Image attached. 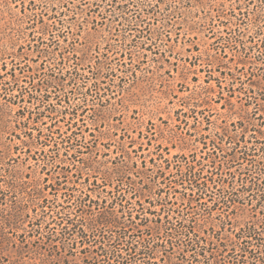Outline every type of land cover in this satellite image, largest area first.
I'll use <instances>...</instances> for the list:
<instances>
[{
    "label": "rangeland",
    "instance_id": "obj_1",
    "mask_svg": "<svg viewBox=\"0 0 264 264\" xmlns=\"http://www.w3.org/2000/svg\"><path fill=\"white\" fill-rule=\"evenodd\" d=\"M116 1L115 4L110 0H42L37 4L35 0H0V73L11 74L6 82L0 80V85L6 84L0 90V194L6 193L5 202H0V212L9 214L10 200L17 199L25 214L17 228L4 225L0 215V264H41L39 258L50 257L47 245L42 242L52 236L59 240L61 223L68 217L81 220L73 196L79 195L85 186L86 175L81 177L77 170H82V163L87 160L102 167L120 159L129 167L136 164L140 170L142 166L143 170H153L148 172L153 177L157 171L162 173L167 180L163 181L166 185L160 184L161 196L152 194L147 197L149 200L140 203L148 208V202L163 197L169 200L168 207L174 214L197 212L193 218H183L203 225L210 223L207 215L199 213L200 207L191 208L185 205L186 201L181 204L182 196L186 197L189 190L177 185V170L181 168L178 163L186 159L205 174L208 158L222 156L221 150L210 143L219 128L238 121L244 126L256 124L258 115L254 114L263 116L264 100L260 97L256 105L249 90L261 85L263 64L255 50L242 53L241 48L250 46L248 40L252 36L254 42L264 37V24L260 28L262 34L257 36V25L246 19L248 12V18L256 11L264 15V0ZM95 4L105 17L100 19L96 14L95 23L84 20V13L76 15L84 22L82 27L73 26L71 11L63 17L64 25L73 28L67 43L75 46L79 60L83 56L85 60L76 61L78 66L72 59L61 62L60 50L54 48L61 49L65 43L57 33L51 37L43 35L41 20L48 22L51 11L54 14L55 10H94ZM114 4L123 6V10L128 8L119 21L111 19ZM29 9L45 15L34 17ZM143 9L154 10L155 15L146 16L141 12ZM140 14L143 21L135 19L141 18ZM236 26L243 39L241 44L232 43L230 38ZM138 31H143L144 37L139 38L142 35ZM98 62L103 67L99 75ZM257 106L262 111L255 110ZM72 131L76 133L77 144L82 146L74 162L70 155H64L72 153V146L68 151L61 144L59 151L53 146L68 138ZM160 132L167 133L178 147L169 148L164 137L157 141ZM31 136L37 147L25 151ZM181 137L187 150L179 145ZM56 152L61 161L56 162L60 168L53 173L45 159ZM13 170L21 173L26 185L40 178L44 188L45 178L51 184L53 177L61 180L66 177V186L74 188L67 192L63 185L53 190L45 187L43 195L36 196L29 183L25 185L28 194L21 196L5 190L9 172ZM101 196L110 201L108 193ZM92 198L96 199L95 195ZM159 208L151 207L155 211ZM140 230L127 231L131 241L139 242L138 249L152 254L150 264H201L199 259L193 261L186 249L181 252L177 239L172 240L174 246L157 243L155 237H145V231ZM100 234L95 237L91 234L89 240L118 237L115 229L106 228ZM72 237L77 244L71 247L73 257L67 264H81L83 250L96 247L82 245L75 234ZM143 246L153 248L149 251ZM37 247L42 249L36 250ZM116 247L122 256H127L125 247ZM20 250L25 252L21 258L17 256ZM136 261L148 262L146 257ZM220 261L229 262L224 258Z\"/></svg>",
    "mask_w": 264,
    "mask_h": 264
},
{
    "label": "trees",
    "instance_id": "obj_2",
    "mask_svg": "<svg viewBox=\"0 0 264 264\" xmlns=\"http://www.w3.org/2000/svg\"><path fill=\"white\" fill-rule=\"evenodd\" d=\"M110 2L115 3L117 1L110 0ZM115 4L111 5L115 7V11L111 14V19L119 21L128 12V8L123 10V6ZM95 5H97V8H94V10L88 9L87 11L55 10L54 14L51 11V15L47 16L48 22L44 23L41 20V31L47 29L42 31L43 35L51 37L54 33H57L61 35L60 37L65 43L61 49L54 48L60 50L61 62L72 59L78 66L76 61L79 60L76 57L75 46L72 43H67L68 35L73 28L72 26L67 28L64 25L63 17L66 12L71 11L74 16L72 17L73 26L82 27L84 22L79 21L76 15L84 13L85 16L82 17L84 20L92 21L89 23H95L96 14L100 19L105 18L103 13L98 10L99 5ZM238 6L241 9L240 5ZM32 11L35 10L29 9V12L34 17L45 15L42 13L34 14ZM141 12L142 14L145 13L146 16L155 15L154 10L143 9ZM248 16L249 12L246 15V19H251V22L253 20V24L257 25L255 35H261L260 28L264 24V15L256 11L249 18ZM135 19L143 21V16L141 18L136 16ZM130 23L128 22V27ZM237 29L238 27L236 26L230 38L233 41L232 43L241 44L243 39L238 35ZM138 32V35H142L139 38L144 37L143 31ZM64 33L67 34L65 35ZM73 35L72 33L71 36ZM159 36L160 34L157 35V37ZM248 42L250 46L246 47L244 45L241 48V52L246 53L247 51L255 50L258 61L263 64L264 70V37L260 41L254 42V37L252 36ZM80 60H85V56L81 57ZM98 65L96 66L97 75L101 73L103 68L101 62H98ZM259 83L261 85H255L257 89H249L253 97L247 96L249 99L252 97V99L256 100V105H259L260 97H262L260 100H264V74L259 79ZM255 110L262 111L258 106ZM256 115H258L255 118L258 119L256 124L244 126L242 122L238 121L228 127L219 128V131L214 134L215 139H211L210 143L213 147L221 150L222 156L211 155L208 158V163L206 164L208 168L205 174H203L202 168L197 169L192 162H188L186 159L184 160L185 162L181 161V163H178L181 168L177 170L179 175L177 185H181L182 188L186 186V189L189 190L188 195L186 194L187 198L182 196L181 204L184 205V201H186L185 203L188 204L185 205H189L191 208L200 207L199 213L203 212L207 215L211 219L210 223L203 225L183 218L184 216L193 218L197 212L185 211V214L184 211H181V214L183 213L182 216H179L180 212L174 214L173 210L168 207L169 200L163 197L148 202L150 204L148 208L143 203H140L143 200L145 203L146 200H149L147 197L152 194L161 196L160 184L166 185L163 181L167 180L162 173L157 171L153 177L152 174H148V172L153 173V170H143V166L140 170L138 166H134L136 164L129 167L120 159H117L116 162H111V166L102 167H96L90 160H87L82 163V170H77L78 175H81V177L86 175L85 186L79 195L73 196L77 202L76 212L82 215L81 220L76 221L68 217L61 223L59 240L58 237L52 236L42 242L43 245H47L50 257L39 258L40 263L55 264L59 262L67 264L70 261L69 259L73 257L71 247L77 244V241H73L74 238L72 237L75 234L82 245L96 247V250H91L90 247L88 251L83 250V256L80 258L81 264H137L136 260L142 257H146L148 260V262L143 264H150L149 261L152 259V254H146L144 250L138 249L136 245L139 242L131 241L130 233L127 231L132 229L133 232H138L143 229L146 233L145 237H155L158 240L157 243L161 241L174 246L172 240L173 238L177 239V245L181 246V252L186 249L187 252L192 254V260L197 261L199 259L202 261L201 264H221L220 258L227 259L229 262L226 264H264V110L263 116L254 114V116ZM75 134L72 131L68 138L53 145L57 151H59V144L63 146L65 151H68L66 149L72 146V153L66 152L64 155L65 157L70 155L69 159H72L73 162L76 161L78 154L81 153L80 149L82 147L77 144L78 140ZM32 137L30 138L31 141ZM52 154L47 156L45 160L51 165L53 173H55L56 169L60 168L56 162L61 160L58 152ZM182 165H185V167ZM237 165L239 169L235 170L234 168ZM121 171L129 174L127 176L120 175ZM148 176L152 180L150 178L148 180ZM9 177L10 179L5 183V190L21 196L28 194L26 186L29 183L34 187L33 194L36 196H42L45 187L53 190L55 186L60 187L63 185L65 188L62 189L67 192L74 188L71 187L70 190L66 186L65 176H63L65 177L64 180L59 177H53V183L51 184H48V180L45 178L43 180L45 183L44 188L39 183L40 178L33 179L26 185L19 171H10ZM159 179L162 180L159 182ZM144 180L147 182L145 183ZM103 193L110 195V201L101 196ZM5 194V192L0 194V202H5ZM92 195L93 197L95 195L96 199H93ZM68 196L69 198L72 197V193H68ZM132 199L134 202H131ZM10 201V213L4 214L5 211H1L0 215L4 225L10 228H17V223L21 222L25 216L23 212L24 206L17 199ZM153 206H159V211L152 210L151 207ZM95 209L97 210L96 212ZM149 215L153 217L149 218ZM174 216L175 221H173ZM106 228L109 230L115 229L118 237H111L104 241L89 240L91 234H93V237L95 235L101 236L100 233H103V229ZM89 233L90 235H88ZM160 236L161 238H159ZM5 240L8 241V239ZM163 243H161V246ZM120 245L125 247L127 256H122L120 251L117 250L116 246L120 247ZM143 248L151 251L150 249L153 247L143 246ZM41 249L40 247L36 250ZM24 254L25 252L22 250L17 252V256L20 258ZM99 258L101 259L99 260Z\"/></svg>",
    "mask_w": 264,
    "mask_h": 264
},
{
    "label": "snow or ice",
    "instance_id": "obj_3",
    "mask_svg": "<svg viewBox=\"0 0 264 264\" xmlns=\"http://www.w3.org/2000/svg\"><path fill=\"white\" fill-rule=\"evenodd\" d=\"M30 2H31V0H30ZM35 2H36L37 4H40V3H42V0H35ZM44 30H47V29H44ZM44 30H42V31H44ZM10 75H11L10 73H0V80H3V81L6 82V81L9 79ZM170 75H171V73H170ZM5 86H6V84L0 85V90H2L3 87H5ZM25 86H26V85H25ZM217 102H218V101H217ZM233 110L235 111V108H233ZM161 111H164V109L161 108ZM185 111H187V109H185ZM21 115H23V113H21ZM98 115H102V114H98ZM42 123H43V122H42ZM164 123L167 124V120H165ZM25 127H26V126H25ZM44 127H45V128H48L49 131H51V128H50L46 123H44ZM97 130H98V129H97ZM28 131L30 132L31 130L29 129ZM36 131H37V132L40 131V126H39V125L36 126ZM161 137H164V138L167 140V143H168V145H169V148H176V147H178V145H177L176 143H174L171 139H169V138L167 137V133H165V132H160V133H158V134H157V141H159V139H160ZM39 139H40V137L37 136V137H36V140H39ZM133 143H135V141H133ZM179 145H182V146L184 147V149L187 150V143L183 140L182 137L179 139ZM29 147H31V148H36L37 145H36L35 143H33L31 140H29V141L25 144V146H24V150H25V151H28V150H29ZM128 150L131 151V148L129 147ZM154 151H155V150H154ZM189 155H191L190 152H189ZM128 174H129V173H125V172H123V171L120 172V175L127 176ZM134 219H135V218H134Z\"/></svg>",
    "mask_w": 264,
    "mask_h": 264
}]
</instances>
